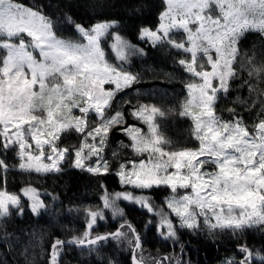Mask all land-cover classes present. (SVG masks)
<instances>
[{
	"label": "snow or ice",
	"instance_id": "obj_1",
	"mask_svg": "<svg viewBox=\"0 0 264 264\" xmlns=\"http://www.w3.org/2000/svg\"><path fill=\"white\" fill-rule=\"evenodd\" d=\"M161 6L156 26H141L138 38L153 48L176 50V62L187 76L185 95L178 113L154 104L131 106L129 114L142 128L128 124L124 111H113L118 94L139 81L125 65L145 54L116 31L119 21L85 26L65 13L75 32L66 38L40 5L0 0V219L13 209L22 214L23 198L34 214L47 209L30 184L18 192L8 190L10 171L60 173L69 159L73 168L114 174L134 190H169L160 205L148 195L105 190L102 207L84 209L80 235L53 240L49 264H59L65 244L95 250L107 241L127 242L131 264H143L140 235L127 219L115 231H95L98 221L106 219L105 210L113 218L124 217L118 200L157 217L165 239L178 241V229L210 235L227 230L238 237L237 255L223 264H264V244L257 248L245 239L255 231L264 240V60L257 61L255 52L242 59L240 49L249 33L264 39V0H161ZM235 82L247 88L251 99L236 96L234 103L248 111L259 108L251 125L235 108L227 109V120L217 110ZM173 113L190 121L194 147L174 146L160 130L159 119ZM114 130L127 137L129 143L120 141V146L131 153L124 158L113 151L115 165L104 155ZM70 132L78 143H63ZM9 153L15 163H9ZM172 259L165 256L156 264Z\"/></svg>",
	"mask_w": 264,
	"mask_h": 264
},
{
	"label": "trees",
	"instance_id": "obj_2",
	"mask_svg": "<svg viewBox=\"0 0 264 264\" xmlns=\"http://www.w3.org/2000/svg\"><path fill=\"white\" fill-rule=\"evenodd\" d=\"M21 2L40 5L42 10L56 21L59 34L66 38H73L75 32L65 21V13L75 22L85 26L98 20L119 21L116 31L137 47L143 48L145 54L133 56L131 62L125 65L131 72L139 75V81L118 94L113 102V111L116 109L124 111L127 123L137 126L144 125L129 114L130 107L137 104H154L166 112L173 109L174 113H178L180 101L185 95L184 81L187 79L183 69L176 62L179 54L166 46L153 48L149 42L138 38L141 26L154 27L158 23L157 16L162 10L161 0H21ZM240 49L242 59L255 52L257 61L264 60V39L257 34H247L240 43ZM236 96L251 99L247 88H242L239 82H235L228 96L226 98L221 96L218 101V112L227 120L231 119V113L227 109L235 108L246 123L252 120L256 122L259 108L248 111L246 106L234 103ZM125 101H130L131 104H126ZM174 113L159 119L160 130L174 146L194 147L195 142L190 136V121ZM78 140L75 132L66 133L63 137V143L66 145L78 143ZM121 140L129 143L122 132L112 131L106 149L107 155L110 156L112 151H116V147H119L118 141ZM120 154L124 158L131 155L127 149L120 151ZM8 160L9 163H15L12 153H9ZM110 162L115 165L112 159ZM63 168V172L46 175L22 173L18 169L8 173L9 191L18 192L30 184L41 193L47 209L38 215L34 214L27 198H23L22 214L13 209L9 217L0 219V264H49L53 240L71 239L73 235H80L85 230L84 209L102 207L101 197L105 190L110 193L122 188L116 175L90 174L71 167L70 159L63 164ZM145 192L151 196L155 204L162 203L163 198L169 195L166 188H154ZM128 207L125 209L126 216L123 219H127L135 226L140 235L144 258L147 260V263L143 264H156L165 256L173 259L163 261V264H174L176 260H179L180 264H214L211 262L213 259L221 261L237 255L238 237L230 231L219 232V235L209 237L198 232L191 233L187 229H178V241L165 239L159 234L157 217L138 204ZM105 217V220L98 221L95 226L96 232L114 231L122 222L113 221L110 210H105ZM245 239L257 248L264 244L261 235L258 236L256 233L246 234ZM109 260L114 264H131V252L127 242L118 244L116 241H107L95 246V250L65 245L59 257V264H108Z\"/></svg>",
	"mask_w": 264,
	"mask_h": 264
},
{
	"label": "rangeland",
	"instance_id": "obj_3",
	"mask_svg": "<svg viewBox=\"0 0 264 264\" xmlns=\"http://www.w3.org/2000/svg\"><path fill=\"white\" fill-rule=\"evenodd\" d=\"M93 119H94V117H93ZM255 121H251L250 123H248L249 125H251L252 123H254ZM138 127H142V128H144V126H138ZM147 129L145 128V131H146ZM122 141V140H121ZM124 143H128V142H125V141H123ZM119 147H116V151H118V152H120V151H122L123 149L121 148V146H120V141H118V144H117ZM108 148V147H107ZM113 152V151H112ZM112 152H111V154H110V156L109 155H107V153H106V150H105V153H104V155H105V158L106 159H108L109 161L112 159L113 160V157H112ZM131 156V155H130ZM129 156V157H130ZM111 158V159H110ZM119 183H120V181H119ZM120 185H121V189L120 190H118L117 192H122V191H130V192H134V194L135 195H141V194H143V195H148V196H150L149 194H147L146 192H141L140 190H134L131 186H125V185H122L121 183H120ZM154 189V188H153ZM152 190V189H151ZM149 191V190H148ZM110 193H116V192H110ZM151 197V196H150ZM167 197V196H166ZM163 199H165V197L163 198ZM153 200V199H152ZM164 201V200H163ZM117 204L119 205V207L124 211V214H125V209L126 208H129L128 206H132L133 205V203H131V202H129V201H124V200H118L117 201ZM161 204V203H160ZM159 203H158V205H160ZM167 210V209H166ZM110 214H111V211H110ZM112 216V215H111ZM126 215H124V217H125ZM123 217V218H124ZM123 218H120V217H116V218H113L112 217V219H113V221H115V222H120V221H122V219ZM135 227V226H134ZM136 228V227H135ZM148 228V227H147ZM227 231V230H226ZM219 232H221V231H216L214 234H209L206 230H203V231H199L198 233H201V234H206V236H209V237H211V236H213V235H219ZM223 232H225V231H223ZM104 233V232H103ZM138 233V232H137ZM252 233H256L258 236L260 235V233L259 232H255V231H253ZM139 234V233H138ZM140 254L143 256V258H144V250L142 249L141 250V252H140ZM225 259L226 258H224L223 260H222V262H220V263H214V264H223V262L225 261ZM143 263H147V260L144 258L143 259ZM174 264H176V263H174Z\"/></svg>",
	"mask_w": 264,
	"mask_h": 264
},
{
	"label": "water",
	"instance_id": "obj_4",
	"mask_svg": "<svg viewBox=\"0 0 264 264\" xmlns=\"http://www.w3.org/2000/svg\"><path fill=\"white\" fill-rule=\"evenodd\" d=\"M114 231H115V230H114ZM62 240H65V241H67V240H70V239H62ZM65 245H71V246L81 247V246L74 245V244H65Z\"/></svg>",
	"mask_w": 264,
	"mask_h": 264
},
{
	"label": "flooded vegetation",
	"instance_id": "obj_5",
	"mask_svg": "<svg viewBox=\"0 0 264 264\" xmlns=\"http://www.w3.org/2000/svg\"><path fill=\"white\" fill-rule=\"evenodd\" d=\"M215 259H217V258H215ZM211 262H214V263H220V262H222V260L221 261H218V260H212Z\"/></svg>",
	"mask_w": 264,
	"mask_h": 264
}]
</instances>
